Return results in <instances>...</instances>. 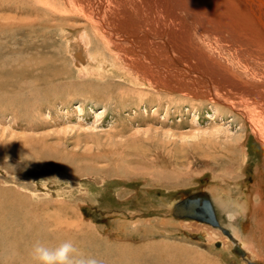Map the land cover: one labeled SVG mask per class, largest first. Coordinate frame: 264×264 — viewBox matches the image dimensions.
<instances>
[{
  "label": "rangeland",
  "instance_id": "1",
  "mask_svg": "<svg viewBox=\"0 0 264 264\" xmlns=\"http://www.w3.org/2000/svg\"><path fill=\"white\" fill-rule=\"evenodd\" d=\"M32 1L42 5L41 0H0V191L6 192L0 214L14 207L9 218H0L5 227L0 263L19 258L18 264H38L33 255H22L26 244L54 246L48 239L53 228L42 223L82 220L97 230L96 238L84 234L72 240L68 232L60 244L71 241L98 264H250L248 252L235 251L244 248L238 238L207 224L199 231L191 225L194 219H177L171 211L175 201L207 191L221 225L232 234V227L238 228L242 238L249 235L251 220L217 201L219 191L223 199H240L257 167L264 168V146L242 111L192 94L191 88L147 79L121 61L120 51L105 45L86 20L65 13L61 26L45 8L43 20L31 15ZM78 31L90 36L89 54L71 49ZM36 140L55 149L45 150L48 157L72 165L74 174L38 159L42 150H32ZM24 217L39 236L25 232L26 243L8 226L12 223L19 235L18 227L28 224H21ZM123 222L139 228V235H116L115 225Z\"/></svg>",
  "mask_w": 264,
  "mask_h": 264
},
{
  "label": "bare ground",
  "instance_id": "2",
  "mask_svg": "<svg viewBox=\"0 0 264 264\" xmlns=\"http://www.w3.org/2000/svg\"><path fill=\"white\" fill-rule=\"evenodd\" d=\"M41 1L43 6L32 1L29 9L32 16H41L40 18L44 20L41 12L45 8L49 12L52 11L53 16L57 18L59 21L57 22L61 26L66 25L65 21L69 15H76L75 18L79 17L84 19V21L86 20L85 26H91L97 36H101L100 38L105 42V45L110 44V47L111 45L115 46L120 51V56L123 59L119 57L122 59L119 60L135 67L147 79L164 83L162 85L168 84V86L174 85L175 87L178 85L184 88H191L192 90H189L192 94H205L207 98H211L216 102H223L225 105L230 106L232 110L234 108L242 111L243 116L250 123L251 130L255 133L258 142L264 146V0H59L61 4H65L61 8L58 7L59 2L54 1L53 4H50L46 0ZM65 13L68 14L67 17ZM70 27L73 29L81 28ZM78 32L80 35L75 36L76 43L71 46L73 47L71 49L74 50V47H76L81 56L84 53L89 54L88 50L86 51V46L90 36L88 35V37L86 36L87 34L84 35L80 31ZM100 38L98 37V39ZM72 40L70 39V44H73ZM152 57H156L159 63L155 59L151 61ZM126 67L128 66L126 65ZM34 144L35 147L32 150H42L37 154L38 159L45 158L42 161L46 160L49 163L52 161L59 168L67 167V173L70 175L74 174L72 165H64L60 162L61 159L58 160V163L53 158L48 157L50 154L45 150L55 149L46 145L43 140H36ZM115 169H117L115 172L118 173L124 172L125 174L128 172L127 168L118 169L115 167ZM253 180L252 186L246 187L242 191L243 195L241 194L242 197L240 199H223V192L221 191H219L220 200L216 199L222 205L234 210L238 217L246 215L245 217L251 220V228H249L251 230L246 238L244 235L245 239L242 238L244 233L241 235L238 228L233 226L234 233L232 234L229 229L221 225L215 204L207 191L198 193H205L210 198L218 225H213L187 214L183 215V211L185 213L190 211L198 213L201 211V208L197 207L202 205V202L190 204L187 201L188 198L174 202L171 207L172 216L177 219L185 217L194 219L193 221L196 223L194 222L191 225L196 226L199 231L203 230L204 227L202 225L206 224L222 229L230 238L233 239L234 236L242 242L244 248H235L238 255L248 252L252 262L264 264V168L262 169L261 166L257 167V173L254 175ZM2 195H6V192L0 191V196ZM67 204L69 203L67 202ZM13 209L14 207H11L3 214H0V218H9L8 214L13 213ZM23 219L25 220L21 224H24V226L28 224L25 229H21V225L18 227L19 235L15 231L12 221H10L11 224H8V222L3 223H7L8 226L11 225L13 233L10 234L21 236L23 243L27 241L25 232L29 235L31 232L34 239L38 238L37 233L34 234L35 231L31 229L34 228L33 221L29 217H24ZM80 221L83 223L82 220ZM81 222L76 221L74 224H68V222L60 224L47 220L45 223L43 222L42 225L44 227L53 228L48 236L49 242L54 245H51L50 248L57 247L56 245L60 244L64 238L68 239V236H66L68 232H70L69 239L72 238V240L76 238L75 236H83L84 234L83 237H88L89 235L95 239V233H98L97 230H92L88 224H82ZM247 224H244V227ZM140 225L141 223L139 227ZM76 226L80 230L82 228H87V230L76 234L75 232H78ZM4 228H2V231ZM114 230L115 234L121 238L123 236H134L135 233L138 234L140 231L139 228L137 229L130 223L126 225L124 222L123 224H116ZM217 232L219 235L220 231ZM52 233L56 237L54 240L50 236ZM213 233L214 231L212 230L211 234ZM12 238L15 239V237ZM214 239L216 238L211 237V241ZM102 241L104 242L103 239ZM220 241L222 242V240ZM226 241L228 239L224 237L223 242L225 243ZM235 243L239 242L236 240ZM23 248V258L28 253L32 255L33 245L30 244L29 246L26 244L23 245ZM136 251L134 253L137 254ZM181 253L180 255H182ZM13 260L11 259V261ZM17 262L14 260L13 264H18ZM252 262L250 264H255ZM120 264L129 263L122 261Z\"/></svg>",
  "mask_w": 264,
  "mask_h": 264
},
{
  "label": "clouds",
  "instance_id": "3",
  "mask_svg": "<svg viewBox=\"0 0 264 264\" xmlns=\"http://www.w3.org/2000/svg\"><path fill=\"white\" fill-rule=\"evenodd\" d=\"M32 255L38 264H98L95 259H85L71 241H64L54 248L37 242Z\"/></svg>",
  "mask_w": 264,
  "mask_h": 264
},
{
  "label": "water",
  "instance_id": "4",
  "mask_svg": "<svg viewBox=\"0 0 264 264\" xmlns=\"http://www.w3.org/2000/svg\"><path fill=\"white\" fill-rule=\"evenodd\" d=\"M188 202L191 203H199V202H202V205L198 206L197 208H201V211L198 212V213H193V212H188V213H185L184 211L182 212L183 215L187 214V215H190V216H193V217H196L198 219H201V220H204V221H207L209 223H212L213 225H218V220H217V217H216V214H215V211H214V208L212 206V203H211V200L210 198L208 197L207 194L205 193H198L194 196H191L187 199ZM199 238H204L201 237V236H197ZM217 245L219 246L220 243L217 242Z\"/></svg>",
  "mask_w": 264,
  "mask_h": 264
},
{
  "label": "crops",
  "instance_id": "5",
  "mask_svg": "<svg viewBox=\"0 0 264 264\" xmlns=\"http://www.w3.org/2000/svg\"><path fill=\"white\" fill-rule=\"evenodd\" d=\"M195 236H201L200 234H198V235H195Z\"/></svg>",
  "mask_w": 264,
  "mask_h": 264
}]
</instances>
